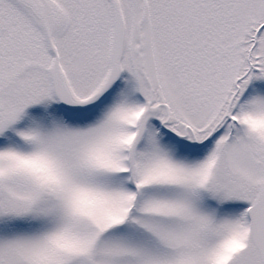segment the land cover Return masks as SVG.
Wrapping results in <instances>:
<instances>
[{"label":"snow or ice","instance_id":"6c2138e0","mask_svg":"<svg viewBox=\"0 0 264 264\" xmlns=\"http://www.w3.org/2000/svg\"><path fill=\"white\" fill-rule=\"evenodd\" d=\"M0 264H264V0H0Z\"/></svg>","mask_w":264,"mask_h":264}]
</instances>
